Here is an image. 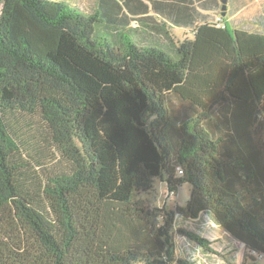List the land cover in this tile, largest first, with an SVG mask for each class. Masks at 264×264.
I'll list each match as a JSON object with an SVG mask.
<instances>
[{
	"label": "trees",
	"instance_id": "trees-1",
	"mask_svg": "<svg viewBox=\"0 0 264 264\" xmlns=\"http://www.w3.org/2000/svg\"><path fill=\"white\" fill-rule=\"evenodd\" d=\"M255 1L0 0V264H196L176 219L204 212L261 264L264 1L223 21ZM156 177L186 205L134 197Z\"/></svg>",
	"mask_w": 264,
	"mask_h": 264
},
{
	"label": "rangeland",
	"instance_id": "rangeland-1",
	"mask_svg": "<svg viewBox=\"0 0 264 264\" xmlns=\"http://www.w3.org/2000/svg\"><path fill=\"white\" fill-rule=\"evenodd\" d=\"M67 1L69 4H74L76 3L75 0H64ZM78 3L79 7H83L82 4L84 3V0H76ZM92 1V0H91ZM262 0H257L254 3H251L249 6H247L244 10H242L241 12H239L236 15H229L228 18L223 19V21L227 24V25H240V24H253L255 25V22L257 21V15H258V11H259V2ZM264 1V0H263ZM0 11H1V4H0ZM218 14H216L217 16ZM218 18V17H217ZM174 35L181 40H184L187 37H192L193 34L184 28H175L173 31ZM148 72L154 76V78H156L158 80V82L160 81L162 84L167 85L170 81H172V78L168 72L163 71L162 69L159 70L158 68H150L148 69ZM159 82V83H160ZM160 83V84H161ZM172 84V82L169 83V86ZM163 86V85H162ZM169 86H165L164 88H167ZM127 183L124 182L123 186H126ZM191 186L190 184H184L182 186H180L179 188H177V191L172 194L170 193L169 190H167L165 188V183L162 180V178L160 177H156L154 179V189L152 191H150L149 193L146 192H133L134 197L136 198H142L144 200H147L152 206H157V207H164L168 210L170 209H175L176 205H180V206H185L186 203L188 202V200L190 199V195H191ZM179 215V214H178ZM190 220V221H188ZM212 220L213 216L211 213H204L202 215V217L198 220H193L190 218H187L183 215H179L178 219H177V227H181L182 230H189L190 224H192V228H195L197 230V232L199 231V233L201 232V234L203 235H209V236H216V230L215 227H211L210 225H212ZM187 226V227H185ZM191 228V227H190ZM177 233V232H176ZM183 235V234H182ZM178 240L180 243V235H178ZM221 239H224L223 237H221ZM239 243L237 242V245ZM217 245V244H215ZM194 247L193 244H191L189 241L186 242V244L184 245L185 250H190ZM237 248V247H236ZM242 248V247H241ZM180 252L182 251V249H179ZM178 261V260H177ZM261 264H264V260H260Z\"/></svg>",
	"mask_w": 264,
	"mask_h": 264
},
{
	"label": "crops",
	"instance_id": "crops-1",
	"mask_svg": "<svg viewBox=\"0 0 264 264\" xmlns=\"http://www.w3.org/2000/svg\"><path fill=\"white\" fill-rule=\"evenodd\" d=\"M204 213H211V212H204ZM204 213H202V215ZM179 215H177V219ZM202 215L199 218L193 220L200 219ZM212 216L214 220H212L213 222L212 225L210 226L215 227L217 234L214 237L204 234L203 236L209 238L213 242L212 247L215 251L207 250L203 248L201 245H199L197 242L190 239L189 237L182 235L178 232L177 233L175 232V244H176L175 248H176L177 259L180 258V259L190 260L192 262H195L196 264H242L244 259V254L246 251L245 244L242 241L238 240L236 237H234L225 228H223L213 214ZM177 219H176V223H177ZM177 228H181V227H177ZM187 228H189V230L197 232L195 228H192V224H190V226ZM197 233H199V231ZM199 234H201V232ZM178 235H180L181 237L180 243L178 240L179 237ZM221 237H223L224 239H221ZM187 241H189L191 244L194 245V247L190 250H185L184 248V245L186 244ZM237 242L239 243L238 245ZM180 248L182 249L181 252L179 250ZM216 252H221L225 254L226 258L220 256ZM173 264H180V263L178 261H175Z\"/></svg>",
	"mask_w": 264,
	"mask_h": 264
},
{
	"label": "water",
	"instance_id": "water-1",
	"mask_svg": "<svg viewBox=\"0 0 264 264\" xmlns=\"http://www.w3.org/2000/svg\"><path fill=\"white\" fill-rule=\"evenodd\" d=\"M222 3H223V6H222V15H226L227 14V9H228V6H227V0H221Z\"/></svg>",
	"mask_w": 264,
	"mask_h": 264
},
{
	"label": "built area",
	"instance_id": "built-area-1",
	"mask_svg": "<svg viewBox=\"0 0 264 264\" xmlns=\"http://www.w3.org/2000/svg\"><path fill=\"white\" fill-rule=\"evenodd\" d=\"M176 191H171L170 193L174 194Z\"/></svg>",
	"mask_w": 264,
	"mask_h": 264
}]
</instances>
